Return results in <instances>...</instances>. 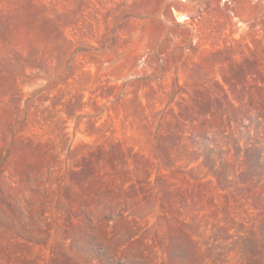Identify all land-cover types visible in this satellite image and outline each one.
I'll use <instances>...</instances> for the list:
<instances>
[{
    "label": "rangeland",
    "instance_id": "obj_1",
    "mask_svg": "<svg viewBox=\"0 0 264 264\" xmlns=\"http://www.w3.org/2000/svg\"><path fill=\"white\" fill-rule=\"evenodd\" d=\"M182 1L0 0V264H264V0Z\"/></svg>",
    "mask_w": 264,
    "mask_h": 264
},
{
    "label": "crops",
    "instance_id": "obj_2",
    "mask_svg": "<svg viewBox=\"0 0 264 264\" xmlns=\"http://www.w3.org/2000/svg\"><path fill=\"white\" fill-rule=\"evenodd\" d=\"M201 1V0H200ZM199 0H184L182 3H178V5L175 7L177 11L183 12L189 15H195V16H202L203 13H201V5ZM214 5V13L216 8V13L221 15L222 12V0H211ZM254 0H226V2L229 3V5L233 6L235 8V11L230 12V14H234V16H237V8L238 7H250L252 6L251 2ZM262 1V0H257ZM187 2V3H186Z\"/></svg>",
    "mask_w": 264,
    "mask_h": 264
},
{
    "label": "bare ground",
    "instance_id": "obj_3",
    "mask_svg": "<svg viewBox=\"0 0 264 264\" xmlns=\"http://www.w3.org/2000/svg\"><path fill=\"white\" fill-rule=\"evenodd\" d=\"M186 18H187L186 16H182L180 19L185 20Z\"/></svg>",
    "mask_w": 264,
    "mask_h": 264
}]
</instances>
